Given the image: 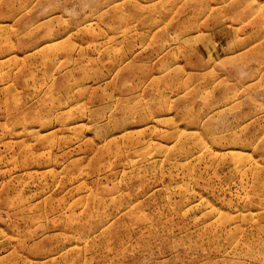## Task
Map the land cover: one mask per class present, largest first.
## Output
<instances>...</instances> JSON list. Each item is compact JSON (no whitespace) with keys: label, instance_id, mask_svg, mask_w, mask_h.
I'll list each match as a JSON object with an SVG mask.
<instances>
[{"label":"rangeland","instance_id":"obj_1","mask_svg":"<svg viewBox=\"0 0 264 264\" xmlns=\"http://www.w3.org/2000/svg\"><path fill=\"white\" fill-rule=\"evenodd\" d=\"M0 264H264V0H0Z\"/></svg>","mask_w":264,"mask_h":264}]
</instances>
